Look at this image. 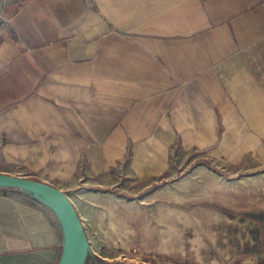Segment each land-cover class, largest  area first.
I'll return each mask as SVG.
<instances>
[{"label":"crops","instance_id":"1","mask_svg":"<svg viewBox=\"0 0 264 264\" xmlns=\"http://www.w3.org/2000/svg\"><path fill=\"white\" fill-rule=\"evenodd\" d=\"M183 157L264 163V0H0V172L66 193ZM64 238L0 186V264H59Z\"/></svg>","mask_w":264,"mask_h":264},{"label":"rangeland","instance_id":"2","mask_svg":"<svg viewBox=\"0 0 264 264\" xmlns=\"http://www.w3.org/2000/svg\"><path fill=\"white\" fill-rule=\"evenodd\" d=\"M66 193L102 263L264 264V163L175 158L159 177L112 171Z\"/></svg>","mask_w":264,"mask_h":264},{"label":"water","instance_id":"3","mask_svg":"<svg viewBox=\"0 0 264 264\" xmlns=\"http://www.w3.org/2000/svg\"><path fill=\"white\" fill-rule=\"evenodd\" d=\"M0 186L20 187L41 196L61 214L65 222V238L59 264H74V259L87 251L86 232L82 219L67 194L40 180L0 172ZM84 247V252H81Z\"/></svg>","mask_w":264,"mask_h":264},{"label":"bare ground","instance_id":"4","mask_svg":"<svg viewBox=\"0 0 264 264\" xmlns=\"http://www.w3.org/2000/svg\"><path fill=\"white\" fill-rule=\"evenodd\" d=\"M81 252H84V247H83V249H82ZM82 255H83V253H81L80 255H78L77 257H75L74 264H80L81 263Z\"/></svg>","mask_w":264,"mask_h":264}]
</instances>
